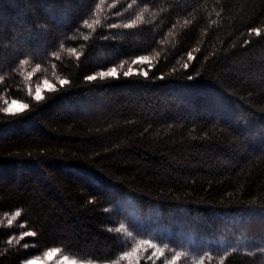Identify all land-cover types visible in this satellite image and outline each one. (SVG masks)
Listing matches in <instances>:
<instances>
[{
    "label": "trees",
    "instance_id": "1",
    "mask_svg": "<svg viewBox=\"0 0 264 264\" xmlns=\"http://www.w3.org/2000/svg\"><path fill=\"white\" fill-rule=\"evenodd\" d=\"M9 99L28 108L0 111V264L53 247L113 260L121 205L264 216V0H0ZM205 263L264 264V243Z\"/></svg>",
    "mask_w": 264,
    "mask_h": 264
},
{
    "label": "rangeland",
    "instance_id": "2",
    "mask_svg": "<svg viewBox=\"0 0 264 264\" xmlns=\"http://www.w3.org/2000/svg\"><path fill=\"white\" fill-rule=\"evenodd\" d=\"M137 61L147 62V59ZM130 69L139 70V68L129 67L126 71ZM49 85L53 87L52 82L42 80L34 86L32 95L35 97L38 90L42 94V91L48 89ZM24 104L26 103L21 100L9 99L6 100L4 108L17 111ZM118 207L126 212L118 229L123 234V239L128 240V244L125 251L115 259L109 261L82 259L58 247H53L30 256L25 261H29L30 264H129L123 254L139 245L141 251L138 254V264L142 262L144 264H166V261L171 260L172 256L177 253H180L177 264H206V259L212 254H222L232 249L243 250L252 243H264V231H262L264 230V216H256L257 219L259 217L263 219V221L256 220L257 223L256 218L251 221L240 216L236 219L223 218L224 223L217 222L215 219L209 223L203 222L197 216L191 217L184 209L167 214L158 213L154 209L141 216L132 205L129 208L127 205ZM260 221L263 223L260 224ZM256 224L258 228H255ZM144 240H150L156 244L157 248L163 249L164 256L152 257L149 260L148 257L151 256L153 250H148L145 254V246L141 244ZM201 257H203L202 261Z\"/></svg>",
    "mask_w": 264,
    "mask_h": 264
},
{
    "label": "snow or ice",
    "instance_id": "3",
    "mask_svg": "<svg viewBox=\"0 0 264 264\" xmlns=\"http://www.w3.org/2000/svg\"><path fill=\"white\" fill-rule=\"evenodd\" d=\"M96 23H99V21H97ZM84 24L88 25V27H92L91 24H88V21L85 20L84 21ZM133 25L132 24H126L124 25L125 28H130L132 27ZM111 27H115V25H112ZM250 32H256L257 34H259V30L258 29H250ZM85 39H87V37H85ZM247 43V42H246ZM69 52H74V49H69ZM55 55V54H53ZM193 57L191 55V53H189V60H191ZM147 58L146 57H139L138 60H146ZM137 61H133V63H136ZM19 63L21 65H23L25 63V61L23 59H21L19 61ZM37 67H39V65H37ZM188 65L186 64L185 65V68H187ZM29 75H31V73H29ZM125 77H128L130 75H132V70L130 69L129 71L127 72H124L123 74ZM144 75L146 76L147 73H144ZM98 76L103 79L105 77H117V72L115 70V68H109L107 71H101L98 73ZM97 77L94 76V75H89V76H86L85 79L87 81H92L94 79H96ZM189 79H193V77H189ZM45 83H47V81H45ZM67 81H64V80H61L60 81V84H66ZM49 89L51 91H55V89L49 85ZM34 99L39 102L41 101L42 99H44V97L41 96L40 94V91L38 90ZM15 103V101H13ZM28 108V105L27 104H24L22 105V108L21 109H18L17 111H22L23 109H27ZM0 111H4V112H9L10 109L9 108H4V109H0ZM17 215H19V213H17ZM9 223H11V221H9ZM117 231H119V229H117ZM23 235L25 236H29V235H35V233H30V232H25L23 233ZM141 244H143L145 246L144 248V251H145V254H147V251L148 250H153L151 251V256L148 257L149 260L152 259V257H163L164 256V250L163 249H160V248H157L156 244L152 243L150 240H144V241H141ZM25 247H27V245H25ZM141 251V248L138 246L136 247H133L131 249V251L129 252H125L123 254V257L125 259H127L129 261V264H138L139 262V252ZM180 259V253H177L176 255L172 256L171 260L169 261H166V264H177V261ZM203 260V257H201V261ZM25 264H30L29 261H25Z\"/></svg>",
    "mask_w": 264,
    "mask_h": 264
},
{
    "label": "bare ground",
    "instance_id": "4",
    "mask_svg": "<svg viewBox=\"0 0 264 264\" xmlns=\"http://www.w3.org/2000/svg\"><path fill=\"white\" fill-rule=\"evenodd\" d=\"M157 210H159V209H157ZM222 214H223V213H222ZM222 214H221V215H222ZM212 215H215V213L212 214ZM217 215H219V214H216V217H217ZM217 218H218V217H217ZM259 219H261V220L263 221V219H262L261 217H260ZM259 219L256 218L255 221H256V220L259 221ZM251 221H252V220H251ZM255 221H254V222H255ZM257 221H256V223H257ZM252 223H253V222H252ZM259 223L261 224V223H263V222L260 221ZM254 224H255V223H254ZM254 224H253V226H254ZM257 225H258V224H256L255 228H258ZM260 226H261V225H260ZM260 226H259V227H260ZM263 227H264V226H263ZM263 227H262V228H263ZM262 228H261V229H262ZM256 230H257V229H255V231H256ZM262 231H264V230H262Z\"/></svg>",
    "mask_w": 264,
    "mask_h": 264
}]
</instances>
